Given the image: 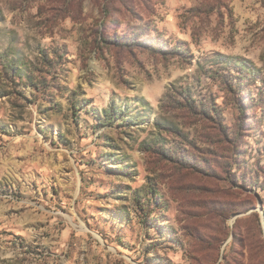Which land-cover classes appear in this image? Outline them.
Here are the masks:
<instances>
[{"label":"rangeland","instance_id":"rangeland-1","mask_svg":"<svg viewBox=\"0 0 264 264\" xmlns=\"http://www.w3.org/2000/svg\"><path fill=\"white\" fill-rule=\"evenodd\" d=\"M0 264H264V0H0Z\"/></svg>","mask_w":264,"mask_h":264},{"label":"trees","instance_id":"trees-1","mask_svg":"<svg viewBox=\"0 0 264 264\" xmlns=\"http://www.w3.org/2000/svg\"><path fill=\"white\" fill-rule=\"evenodd\" d=\"M132 43V42H131ZM134 45H136L137 42H133ZM159 41H157V43L153 44V46L158 47L159 46ZM155 52H157L158 54H163L164 51L163 49L159 48L153 50ZM221 60H223L224 62H233L236 64V60L240 61L239 66H235L233 63L231 64L234 69L238 74L234 75V82L233 84H231L230 81H225L224 80V84L226 85L227 89H229L231 92L235 91L236 88L237 90L240 89V87H245V84H251L252 82V78L255 77V75L257 73H261L262 69H257L250 61H247L245 59H232V58H221ZM234 87V88H233ZM241 107L238 106V109H240ZM243 113V111H241ZM247 112V111H246ZM125 112L119 110L118 108H114V107H109L107 110L103 111L102 113V119L100 120V122L102 121L104 123V125H111L113 124V122H115V120L117 119H122L119 118L121 115H124ZM205 113V112H204ZM206 114V113H205ZM243 116H245V113H243ZM103 125V126H104Z\"/></svg>","mask_w":264,"mask_h":264}]
</instances>
